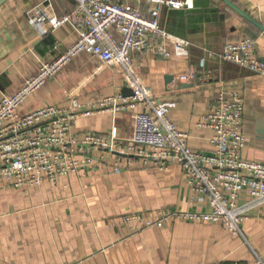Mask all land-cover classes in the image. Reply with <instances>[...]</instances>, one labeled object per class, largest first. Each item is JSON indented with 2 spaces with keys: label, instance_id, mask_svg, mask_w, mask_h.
<instances>
[{
  "label": "crops",
  "instance_id": "obj_1",
  "mask_svg": "<svg viewBox=\"0 0 264 264\" xmlns=\"http://www.w3.org/2000/svg\"><path fill=\"white\" fill-rule=\"evenodd\" d=\"M264 25V0H230ZM76 2V1H75ZM192 10L161 7L158 21L166 31L189 41V57L154 52L134 53L137 72L154 93L173 102L169 117L187 132L189 146L211 152V131L199 127L212 103L223 94L243 97L241 155L264 163V75L222 61L218 54L226 43L242 37L255 41L264 61V33L221 0H194ZM68 0H6L0 5V97L19 90L23 81L39 70V60H52L77 39L70 24L51 28L47 18L41 35L33 25L37 16L61 19L74 7ZM147 12L148 7H143ZM205 58L212 72L208 82H174L186 70H199ZM99 64L96 57L80 53L27 97L23 113L53 104L67 110L64 91ZM124 81L113 68L104 69L81 93V111L71 132L108 134L115 125L117 137L131 135L134 111L112 114L93 108L100 96L124 94ZM210 210L207 197L193 191L177 163L159 170L156 164L132 157L119 173L106 159L99 168L59 177L38 186L13 188L0 182V264H264V214L252 211L238 233L211 222L166 219L162 227L133 232L123 221L128 212Z\"/></svg>",
  "mask_w": 264,
  "mask_h": 264
},
{
  "label": "built area",
  "instance_id": "obj_2",
  "mask_svg": "<svg viewBox=\"0 0 264 264\" xmlns=\"http://www.w3.org/2000/svg\"><path fill=\"white\" fill-rule=\"evenodd\" d=\"M75 1L61 19L41 13L33 23L41 35L45 34L43 18H47L51 28L70 24L77 32L75 42L50 61L40 59L36 75L26 78L16 92L0 97V182L16 189L38 186L44 181L55 184L59 177L99 168L106 159L110 171L119 173L132 157H138L156 164L159 170L177 163L190 188L207 197L210 210L125 213L123 221L133 232L162 227L166 219L173 218L217 223L238 233L240 223L252 211L263 210L264 214V163L241 155L246 140L242 95L236 93L230 100L219 94L198 122L199 127L212 133V151L201 152L189 146L187 132L170 119L169 108L174 103L162 101L135 67L136 52L167 57L169 46L179 58L190 56L189 41L163 29L158 16L161 7L192 10L194 0ZM144 6L148 7L147 12ZM254 45L253 38L242 37L226 43L218 56L222 61L264 75V61L259 59ZM80 53L96 57L99 64L64 91L70 103L67 110L50 104L23 113L21 107L27 97ZM198 67L199 70L189 69L176 75L172 83L210 81L212 72L206 69L205 58ZM107 68L120 73L124 87L132 94L100 96L87 104L109 110L112 123L117 114L136 110L131 135L117 137L115 125L108 134H73L75 117L90 114L89 110H80L82 91Z\"/></svg>",
  "mask_w": 264,
  "mask_h": 264
},
{
  "label": "water",
  "instance_id": "obj_3",
  "mask_svg": "<svg viewBox=\"0 0 264 264\" xmlns=\"http://www.w3.org/2000/svg\"><path fill=\"white\" fill-rule=\"evenodd\" d=\"M6 0H0V5L4 3ZM71 3H75V0H68ZM223 3H225L228 7H230L233 11H236L242 18L246 19L249 23L255 25L259 30H261L264 33V25L258 22L253 17H250L245 11H243L235 2H231L230 0H221ZM192 84L185 83L179 85V88H185L190 87ZM123 95L124 96H130L132 94L131 90L128 88L123 89Z\"/></svg>",
  "mask_w": 264,
  "mask_h": 264
}]
</instances>
